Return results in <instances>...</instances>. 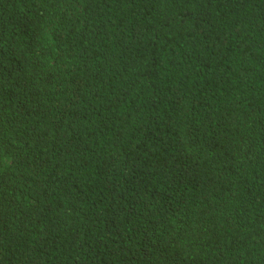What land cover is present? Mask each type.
Returning <instances> with one entry per match:
<instances>
[{"label": "trees", "instance_id": "obj_1", "mask_svg": "<svg viewBox=\"0 0 264 264\" xmlns=\"http://www.w3.org/2000/svg\"><path fill=\"white\" fill-rule=\"evenodd\" d=\"M0 264H264V0H0Z\"/></svg>", "mask_w": 264, "mask_h": 264}]
</instances>
